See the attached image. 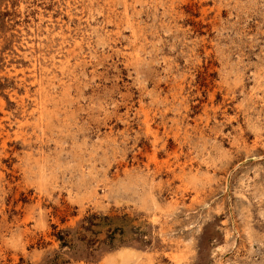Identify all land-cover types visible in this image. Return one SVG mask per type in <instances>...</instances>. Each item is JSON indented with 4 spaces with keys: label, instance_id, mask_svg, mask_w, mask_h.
<instances>
[{
    "label": "rangeland",
    "instance_id": "1",
    "mask_svg": "<svg viewBox=\"0 0 264 264\" xmlns=\"http://www.w3.org/2000/svg\"><path fill=\"white\" fill-rule=\"evenodd\" d=\"M0 264H264V0H0Z\"/></svg>",
    "mask_w": 264,
    "mask_h": 264
},
{
    "label": "bare ground",
    "instance_id": "2",
    "mask_svg": "<svg viewBox=\"0 0 264 264\" xmlns=\"http://www.w3.org/2000/svg\"><path fill=\"white\" fill-rule=\"evenodd\" d=\"M36 103V102H35ZM35 110V109H34ZM41 115V114H40ZM41 123H42V121H41Z\"/></svg>",
    "mask_w": 264,
    "mask_h": 264
}]
</instances>
